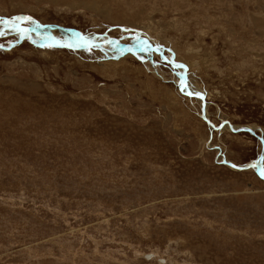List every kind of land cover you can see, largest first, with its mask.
<instances>
[{
	"label": "rangeland",
	"instance_id": "obj_1",
	"mask_svg": "<svg viewBox=\"0 0 264 264\" xmlns=\"http://www.w3.org/2000/svg\"><path fill=\"white\" fill-rule=\"evenodd\" d=\"M16 17L26 35L0 24V264H264V179L227 162L261 140L210 130L167 61L212 122L264 138V0H0ZM69 27L129 34L132 53L56 46L81 43Z\"/></svg>",
	"mask_w": 264,
	"mask_h": 264
},
{
	"label": "water",
	"instance_id": "obj_2",
	"mask_svg": "<svg viewBox=\"0 0 264 264\" xmlns=\"http://www.w3.org/2000/svg\"><path fill=\"white\" fill-rule=\"evenodd\" d=\"M50 27H52V26H50ZM66 30L67 31H69V32H72V33H74V30L73 29H70V28H66ZM76 35L78 36V37H80V39H85L78 31H77V33H76ZM129 34H126V35H124V36H121V37H111V38H108V40H110V41H115V39H118V40H121V39H124L125 38V36H128ZM117 40V41H118ZM147 40H149V39H142V41L141 42H138V44L139 45H141V47H140V49L142 48V47H145V46H147L148 44H149V42L147 41ZM17 42V41H16ZM16 42H12L11 44H15ZM19 42V41H18ZM105 41L104 40H99V39H97L95 42H93V43H91L90 42V45H92V46H94V45H97V44H103ZM118 43H119V41H118ZM119 45H120V43H119ZM0 46L1 47H3V48H5L6 49V47L5 46H3V45H1L0 44ZM121 46V45H120ZM123 49L124 48H121V51H123ZM126 51H130V50H125L124 49V51L123 52H126ZM160 55H162V56H166V55H164V53H160ZM176 70H177V74L179 75V78H180V87L182 86V85H184V84H186L187 85V79H186V76H187V73L185 72L186 70H184V71H182L181 69H180V67H178L174 62L171 64ZM182 65V64H181ZM187 87H188V85H187ZM187 89V91H188V93L189 92H192L191 91V89L188 87V88H186ZM202 96H203V103H202V106H201V115H202V117L207 121V123L209 124V127H210V130H212V129H220V128H222V127H224V125L227 123V122H229V121H227V120H224V121H222V123L221 124H219V125H217L215 122H212L211 121V119L209 118V116L207 115V112H206V109H207V103H206V101H205V95L203 94V93H200ZM194 96V95H193ZM231 125H233L232 123H231ZM232 129L234 130V131H241V130H245V131H250V132H252L253 134H255L260 140H261V142L263 143V146H262V149H261V152H260V154H259V156H258V158H257V160H255L254 162H252V163H249V164H244V165H238V164H234L233 162H229V161H227L228 163H229V165L230 166H232V167H235L236 169H249L250 167H252V166H255L256 167V171L258 172V174L261 176V171H262V164H263V159H264V138L262 137V136H260V135H258L256 132H255V130L254 129H251L250 127H241V128H234V125H233V127H232ZM213 131V130H212ZM211 131V132H212ZM210 132V133H211ZM210 136L212 137V133L210 134ZM210 137V138H211ZM262 177V176H261ZM264 178V177H263Z\"/></svg>",
	"mask_w": 264,
	"mask_h": 264
},
{
	"label": "bare ground",
	"instance_id": "obj_3",
	"mask_svg": "<svg viewBox=\"0 0 264 264\" xmlns=\"http://www.w3.org/2000/svg\"><path fill=\"white\" fill-rule=\"evenodd\" d=\"M43 28H47V29H49V30H52V29H54V27H48V26H44ZM34 29H36L37 31H39V26L38 27H35ZM31 31V30H30ZM67 31V30H66ZM70 33V32H69ZM72 34V33H71ZM140 34H142V33H140ZM75 35V34H74ZM30 37V40L32 41V42H34L33 41V37H31L32 35H29ZM76 36V35H75ZM28 38V37H27ZM78 40H80V44L79 45H76V46H69V45H63V44H60L59 42L57 43V44H55L56 46H61V47H65V48H68V49H74V50H81V49H89L92 45H90V42L91 43H93V41H89V40H87L86 38L85 39H80V38H77ZM105 40V39H104ZM118 41H119V43H120V45H119V43H118ZM115 40L114 42L113 41H110V40H108V41H105L104 42V44H97V45H94L92 48H94V47H99V48H102L104 45H109V44H113V43H116L117 45H118V47L121 49V48H124L125 46H123L122 44H121V41L120 40ZM53 42V41H52ZM95 42V41H94ZM48 45H51L52 46V43H50V44H48ZM40 46H42V45H40ZM160 47V46H159ZM125 49V48H124ZM124 49H123V51H124ZM150 49V48H149ZM126 50V49H125ZM123 51H121L120 50V53H123ZM126 53H132V52H130V51H126ZM159 53V52H158ZM168 62H170L171 64L173 63L172 61H169V60H167ZM177 66L179 65V67H180V69L182 70V71H184V70H186L185 72L187 73V67L186 66H184V65H181V64H179V63H176V62H174ZM189 75V74H188ZM187 77V76H186ZM189 78V77H188ZM181 90H182V87H181ZM182 92L185 94V95H188V93L187 92H185V89H184V91L182 90ZM188 96H191V97H196V96H193V95H188ZM198 98V97H197ZM198 100L199 101H201V103H203V99H200V98H198ZM207 103V102H206ZM206 112H207V109H206ZM208 115V114H207ZM204 119V118H203ZM205 120V119H204ZM206 121V120H205ZM207 122V121H206ZM229 127V129L231 130L232 129V127H233V125H231V123H229V122H227L225 125H224V127H222V128H220V130H224V129H226V127ZM234 128L236 129V128H240V127H236V126H234ZM212 130H214V129H212ZM231 131H234L233 129L231 130ZM262 143V142H261ZM262 145H263V143H262ZM263 162H264V159H263ZM263 164H262V170H264L263 169ZM250 168H253L252 170H255L256 169V167L255 166H252V167H250ZM260 176V175H259ZM261 177V176H260ZM261 178H263V177H261ZM264 179V178H263Z\"/></svg>",
	"mask_w": 264,
	"mask_h": 264
},
{
	"label": "snow or ice",
	"instance_id": "obj_4",
	"mask_svg": "<svg viewBox=\"0 0 264 264\" xmlns=\"http://www.w3.org/2000/svg\"><path fill=\"white\" fill-rule=\"evenodd\" d=\"M25 21H31V17H16L14 20H10V21L0 19V24H4V25L8 26L12 30L20 33L21 35H26L28 33L29 29H25V28L20 27V24L22 22H25ZM3 34H4L3 32H0V35H3ZM48 46H51V45H48ZM178 67H179V65H178ZM186 88H187L186 84L182 85V90H184ZM188 95H194L200 99H203V96L197 92H189ZM260 174L262 177H264V170H262Z\"/></svg>",
	"mask_w": 264,
	"mask_h": 264
}]
</instances>
